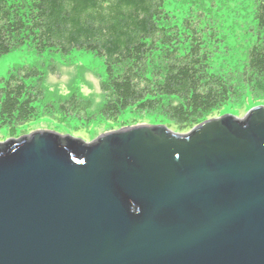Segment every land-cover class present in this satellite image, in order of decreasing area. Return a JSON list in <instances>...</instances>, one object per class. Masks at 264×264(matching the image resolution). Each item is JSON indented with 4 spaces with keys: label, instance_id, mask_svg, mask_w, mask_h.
<instances>
[{
    "label": "water",
    "instance_id": "obj_1",
    "mask_svg": "<svg viewBox=\"0 0 264 264\" xmlns=\"http://www.w3.org/2000/svg\"><path fill=\"white\" fill-rule=\"evenodd\" d=\"M0 264H264V107L1 142Z\"/></svg>",
    "mask_w": 264,
    "mask_h": 264
},
{
    "label": "trees",
    "instance_id": "obj_2",
    "mask_svg": "<svg viewBox=\"0 0 264 264\" xmlns=\"http://www.w3.org/2000/svg\"><path fill=\"white\" fill-rule=\"evenodd\" d=\"M167 0H0V58L28 49L36 55L67 58L74 53L100 60L103 102L70 93L50 97L45 70L14 67L0 79V130L18 137L23 126L41 118L60 125L93 120L120 126L128 114H157L169 130L186 133L221 115L239 88L212 72L201 36L189 24L179 28L166 11ZM255 41L241 82L255 95L264 89V0L256 3ZM47 70L55 74L54 65ZM135 121V119H134ZM136 122V121H135ZM122 126V125H121Z\"/></svg>",
    "mask_w": 264,
    "mask_h": 264
},
{
    "label": "rangeland",
    "instance_id": "obj_3",
    "mask_svg": "<svg viewBox=\"0 0 264 264\" xmlns=\"http://www.w3.org/2000/svg\"><path fill=\"white\" fill-rule=\"evenodd\" d=\"M259 0H167L166 11L180 29L189 24L201 36L205 51L210 56L212 72L231 80L240 92L226 105L220 116L230 115L242 118L250 109L264 107V89L255 95L241 82L245 70L249 48L255 41L253 21L256 3ZM54 65L56 73L47 70ZM36 66L46 72L44 88L48 95L66 97L72 92L91 101L89 112L96 114L103 102L99 84L104 80L102 62L91 55L74 53L67 58L54 54L36 55L31 50L21 49L0 58V79L14 67ZM218 116V117H220ZM217 118V117H216ZM135 119V121H134ZM120 126H109L93 120L86 129L74 132L80 122L72 121L64 126L49 118H41L22 127L17 139L38 131H48L60 136H70L83 142H91L98 137L127 127L150 125L164 126L166 122L157 114H126ZM12 139V138H11ZM6 131L0 130V143L6 141Z\"/></svg>",
    "mask_w": 264,
    "mask_h": 264
}]
</instances>
